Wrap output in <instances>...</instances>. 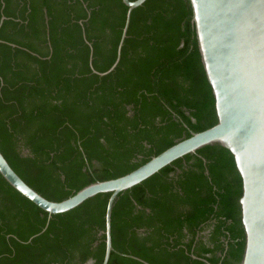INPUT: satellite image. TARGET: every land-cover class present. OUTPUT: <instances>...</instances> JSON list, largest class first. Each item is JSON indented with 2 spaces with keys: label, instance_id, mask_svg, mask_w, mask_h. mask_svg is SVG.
<instances>
[{
  "label": "trees",
  "instance_id": "obj_1",
  "mask_svg": "<svg viewBox=\"0 0 264 264\" xmlns=\"http://www.w3.org/2000/svg\"><path fill=\"white\" fill-rule=\"evenodd\" d=\"M127 10L123 0H0V148L48 199L129 173L218 121L189 0L133 9L120 61L98 73L117 59ZM110 195L49 219L0 173V264H102ZM241 195L226 147L174 160L119 193L108 264H241Z\"/></svg>",
  "mask_w": 264,
  "mask_h": 264
},
{
  "label": "water",
  "instance_id": "obj_2",
  "mask_svg": "<svg viewBox=\"0 0 264 264\" xmlns=\"http://www.w3.org/2000/svg\"><path fill=\"white\" fill-rule=\"evenodd\" d=\"M146 1L123 0L128 10L117 59L107 71L95 72L105 75L116 67L131 13ZM189 1L202 63L215 98L218 118L215 125L193 132L129 173L92 182L61 201L48 199L30 186L0 148V173L15 189L47 211L49 219L99 193L111 192L105 229L101 231L106 236L102 264H108L114 249L112 212L119 193L141 183L174 160L215 143L230 150L242 178L239 202L245 249L241 264H264V0ZM5 18H1L0 27Z\"/></svg>",
  "mask_w": 264,
  "mask_h": 264
}]
</instances>
